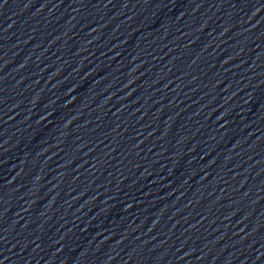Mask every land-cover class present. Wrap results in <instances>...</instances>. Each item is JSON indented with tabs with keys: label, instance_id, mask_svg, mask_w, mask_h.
Listing matches in <instances>:
<instances>
[{
	"label": "water",
	"instance_id": "95a60500",
	"mask_svg": "<svg viewBox=\"0 0 264 264\" xmlns=\"http://www.w3.org/2000/svg\"><path fill=\"white\" fill-rule=\"evenodd\" d=\"M189 264H264V201Z\"/></svg>",
	"mask_w": 264,
	"mask_h": 264
}]
</instances>
